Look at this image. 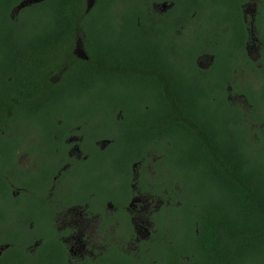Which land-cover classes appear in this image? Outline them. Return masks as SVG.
Masks as SVG:
<instances>
[{
	"label": "trees",
	"instance_id": "obj_1",
	"mask_svg": "<svg viewBox=\"0 0 264 264\" xmlns=\"http://www.w3.org/2000/svg\"><path fill=\"white\" fill-rule=\"evenodd\" d=\"M20 1L0 0V188L20 145L7 139L14 129L40 131L47 154L65 155L64 139L94 122L95 139L112 140L110 157L82 149L109 163L100 175L137 164L141 190L166 203L171 244L155 264H264V86L228 91L222 76H201L193 43L182 47L174 24L134 0H95L88 10L86 0H41L15 23ZM78 40L85 58L73 54ZM233 94L244 103L232 104ZM24 178L36 190L34 175ZM151 248L140 246L137 264H154Z\"/></svg>",
	"mask_w": 264,
	"mask_h": 264
},
{
	"label": "flooded vegetation",
	"instance_id": "obj_2",
	"mask_svg": "<svg viewBox=\"0 0 264 264\" xmlns=\"http://www.w3.org/2000/svg\"><path fill=\"white\" fill-rule=\"evenodd\" d=\"M94 2L86 0L87 10ZM133 3L146 16L174 24L173 35H182L177 39L182 47L193 43L195 65L203 71L199 72L201 76L216 73L218 80L222 76L220 86L228 91L264 86V0ZM32 4L35 3L21 0L11 9L10 18L18 23L21 9ZM80 43L78 40L73 54L85 58ZM50 78L56 80L57 76ZM229 101L244 103L237 94ZM84 126L83 136L68 135L64 139L69 146L65 155L58 149L47 154L50 148L40 144V131L21 127L14 129L13 135L8 134L9 141L17 136L20 145L2 169L0 264H122L131 255L133 264H137V253L145 244L152 246L144 254H149L154 264L167 253L171 243L165 219L169 212L162 209L166 203L141 190L137 164L130 163L117 175L111 172L109 178H103L98 170L109 167V163L98 164L82 149L93 145L102 151L107 149V154L112 140L95 139L102 135V131L94 129L96 123L89 121ZM92 161L96 167L91 168ZM43 169L54 170V174L40 177ZM79 173H90L95 180L75 178ZM30 174L37 181L36 190L26 186L24 176ZM8 237L15 242H6Z\"/></svg>",
	"mask_w": 264,
	"mask_h": 264
},
{
	"label": "water",
	"instance_id": "obj_3",
	"mask_svg": "<svg viewBox=\"0 0 264 264\" xmlns=\"http://www.w3.org/2000/svg\"><path fill=\"white\" fill-rule=\"evenodd\" d=\"M27 2L30 4V3H36L38 2V0H27Z\"/></svg>",
	"mask_w": 264,
	"mask_h": 264
},
{
	"label": "rangeland",
	"instance_id": "obj_4",
	"mask_svg": "<svg viewBox=\"0 0 264 264\" xmlns=\"http://www.w3.org/2000/svg\"><path fill=\"white\" fill-rule=\"evenodd\" d=\"M177 221H179V217L177 218Z\"/></svg>",
	"mask_w": 264,
	"mask_h": 264
}]
</instances>
